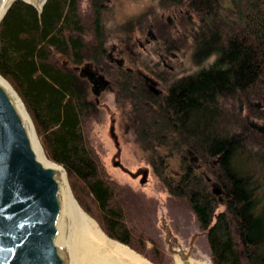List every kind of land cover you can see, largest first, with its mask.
Masks as SVG:
<instances>
[{
  "label": "trees",
  "instance_id": "1",
  "mask_svg": "<svg viewBox=\"0 0 264 264\" xmlns=\"http://www.w3.org/2000/svg\"><path fill=\"white\" fill-rule=\"evenodd\" d=\"M83 1L47 0L42 12L24 0L14 2L0 23V74L23 100L49 160L65 168L82 210L110 238L167 264L157 239L145 230L156 203L112 177L91 137L100 107L79 68L107 66L109 0H89L88 20ZM225 1L233 4L232 20L222 18L223 30L213 37L194 38L208 45L201 49V71L219 75L185 80L182 105L165 108L149 91L136 70H149L143 61L132 63V72L117 68L113 90L129 106L134 140L160 185L196 215L212 263L264 264V194L255 173V161L264 160V133L250 126L238 106L241 94L249 114L264 121V0ZM152 15L129 21L128 29ZM170 31L167 26L160 34ZM207 59H215L210 69L203 64ZM240 134L246 137L242 143ZM176 157L179 177L170 170Z\"/></svg>",
  "mask_w": 264,
  "mask_h": 264
},
{
  "label": "rangeland",
  "instance_id": "2",
  "mask_svg": "<svg viewBox=\"0 0 264 264\" xmlns=\"http://www.w3.org/2000/svg\"><path fill=\"white\" fill-rule=\"evenodd\" d=\"M160 2L161 0H109L108 8L104 13L109 50L111 47L120 45L119 42H122L123 45L126 42H129V45H134L136 44V37L144 41L147 37V26L152 23L155 24V22L157 23L158 18L163 13L166 15L174 13L172 8H163L164 6L160 5ZM223 2L226 1L224 0ZM88 4L89 0H84L82 4L84 16L87 20L91 14ZM151 12L154 17H152L153 15L146 17L142 20L141 24H137L138 21L135 22L134 25H137L134 26V31L128 29L127 24L129 21L138 20L141 15L146 16L147 13L150 16ZM229 18L232 19V16L230 15ZM154 31L158 33L157 29H154ZM170 33L176 34L175 30L170 31ZM193 43L192 38L183 43L184 50L189 48L185 61L191 56L190 52ZM140 64L142 63L139 62L136 65ZM190 65V62L187 63V71L192 73L196 69L194 65L189 69ZM126 66H133V64L127 61ZM83 67L87 68L86 71H93L95 73L96 70L98 71L95 67L92 68L91 64H85L79 68L80 74H82L81 70ZM83 75L87 74L83 73ZM101 76L103 75H99V85L92 83L87 78L92 98L95 99L100 107L99 117L93 122L91 137L107 170L112 177L128 186L131 193L141 192L148 199H153L156 203L151 212V222L146 224L145 230L151 237L157 239L167 264H178L179 260H183L186 264L190 260L200 259H209L212 263L206 233L199 228L196 215L187 204L172 200L160 185L144 152L141 151L134 140V132L125 112L128 111L129 106L121 104L117 93L113 90L115 87L113 76L106 75L108 79L110 78V87L101 81ZM96 90L98 91L97 94L95 93ZM238 106L239 108L241 106L242 114L247 121L257 122L249 114L250 110L244 101L241 105L238 104ZM150 107L153 108L151 105ZM263 122L259 121L257 123ZM180 164L181 161L178 157L171 159L170 170L177 177L182 174ZM255 173L259 176L262 184L261 190L264 194V160L255 161ZM216 189L218 190V188ZM90 242L91 247L89 251L93 253V256L86 251L90 254L91 259L88 254H85V260H99V256L102 259H106L109 256V247L100 243L96 237H92ZM151 245L149 242L148 247H151ZM130 249L135 251L131 247ZM135 252L144 257L137 251ZM144 258L153 263L148 258ZM124 261L130 262V259L125 258ZM77 262H79L78 258Z\"/></svg>",
  "mask_w": 264,
  "mask_h": 264
},
{
  "label": "water",
  "instance_id": "3",
  "mask_svg": "<svg viewBox=\"0 0 264 264\" xmlns=\"http://www.w3.org/2000/svg\"><path fill=\"white\" fill-rule=\"evenodd\" d=\"M16 1L0 0V23ZM24 1L40 12L47 2ZM86 69L82 68L81 76L98 84L96 73ZM0 77V264H75L67 172L40 157L33 120L17 91ZM100 79L108 83L104 76ZM251 126L264 133V124L252 122Z\"/></svg>",
  "mask_w": 264,
  "mask_h": 264
},
{
  "label": "flooded vegetation",
  "instance_id": "4",
  "mask_svg": "<svg viewBox=\"0 0 264 264\" xmlns=\"http://www.w3.org/2000/svg\"><path fill=\"white\" fill-rule=\"evenodd\" d=\"M218 4L220 8L217 7L216 0H161L160 5L164 6L163 8H172L174 13L172 15L163 13L161 14L162 19L157 20L155 24L152 23L147 26V37L144 41L136 37V44L134 45H129V42H124L125 44L123 45L122 42H119L120 45L111 47L110 50L108 49L107 66L101 64L99 67H95L98 71L96 70L94 80L98 81L99 85V75H103L109 81L110 78L108 79L106 75H116L115 70L117 68L125 67L128 71H134L132 66H126L127 61L129 63L143 61L148 64L149 70L144 71L140 68L136 70L143 75L149 91L163 100L165 108H176L172 107L174 102L182 105L186 96L185 84L187 82L185 80L193 77L191 82L195 83L198 80L196 81L197 78L194 75H219L218 73H213L214 71L212 70L201 71L202 69L199 65L201 63L200 53L204 52H201V49H205L208 45L204 43L200 46V44L194 42L191 47V56L185 61L189 48L184 50L183 44L191 38L195 41V37L202 35L210 37L212 34L211 37H213L217 29L223 30L221 20H232L229 18L228 10L233 8V4L230 1L223 2L221 0H218ZM164 21H167L168 24H165ZM167 26L172 27V31L175 30L176 34L161 35L160 31H164ZM134 29L133 27L132 30ZM154 29H157L158 33H155ZM215 59H207L203 64L207 68L210 65L211 68ZM188 61L191 63L189 69L193 65L196 69L192 73L187 71ZM92 68H94L93 65ZM233 75L237 74L234 72ZM107 86L110 87V81ZM240 101L242 104L241 94L238 97L239 104ZM148 105L150 106L151 104L148 103ZM182 122L181 120L178 125H182ZM251 123L249 122L250 126ZM259 124H264V122ZM245 139L246 137L240 134L239 141L242 143Z\"/></svg>",
  "mask_w": 264,
  "mask_h": 264
},
{
  "label": "bare ground",
  "instance_id": "5",
  "mask_svg": "<svg viewBox=\"0 0 264 264\" xmlns=\"http://www.w3.org/2000/svg\"><path fill=\"white\" fill-rule=\"evenodd\" d=\"M23 111H25L24 107ZM35 144L40 157L49 164L53 163V161L49 160V158L47 157L43 149L42 143L39 137L36 135ZM66 193L68 194L67 211L72 220L73 231L70 239L72 243V256L75 264H152L150 261L140 256L135 251L131 250L129 247L107 237L104 232L100 229L97 222L82 210L76 198L74 197L69 185L68 189L66 188ZM92 237H96L100 243L104 244L106 247H109L110 254L107 253L109 256L106 259H102L99 256V260H85L84 256L85 254H88L87 252H89L91 256H93V253L89 251L91 247L90 239ZM98 245L100 246V244ZM90 254H88L89 257ZM121 257L124 260L125 258L130 259V262L124 261ZM77 258L79 259V262H77ZM188 263L212 264L209 259L190 260L188 261ZM178 264H185V262L183 260H179Z\"/></svg>",
  "mask_w": 264,
  "mask_h": 264
}]
</instances>
